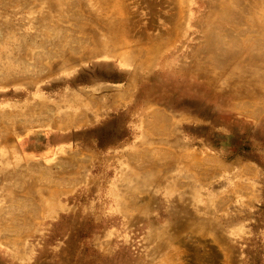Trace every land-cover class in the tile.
Segmentation results:
<instances>
[{"label": "rangeland", "instance_id": "374dc122", "mask_svg": "<svg viewBox=\"0 0 264 264\" xmlns=\"http://www.w3.org/2000/svg\"><path fill=\"white\" fill-rule=\"evenodd\" d=\"M0 264H264V0H0Z\"/></svg>", "mask_w": 264, "mask_h": 264}]
</instances>
